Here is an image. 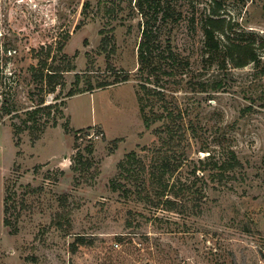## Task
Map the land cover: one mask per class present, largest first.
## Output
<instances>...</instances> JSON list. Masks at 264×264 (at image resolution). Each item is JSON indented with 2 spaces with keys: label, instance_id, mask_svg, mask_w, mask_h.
Here are the masks:
<instances>
[{
  "label": "rangeland",
  "instance_id": "rangeland-1",
  "mask_svg": "<svg viewBox=\"0 0 264 264\" xmlns=\"http://www.w3.org/2000/svg\"><path fill=\"white\" fill-rule=\"evenodd\" d=\"M221 1L239 31L264 38V0ZM211 2L0 0V112L10 109L0 119V196L10 221L0 264H264V73L253 63H206L200 17ZM153 15L156 52L172 48L190 63L186 73L152 76L187 131L175 150L162 149L176 165L169 187L146 199L139 189L148 169L126 155L149 164L162 145V121L146 127L138 100L139 44ZM43 59L73 65L54 92L33 79L30 66ZM105 80L114 83L99 87ZM42 97L63 104L40 114L46 124L37 131L36 123L34 135L21 119ZM231 149L242 166L219 176L215 161ZM79 234L86 242L73 246Z\"/></svg>",
  "mask_w": 264,
  "mask_h": 264
},
{
  "label": "trees",
  "instance_id": "trees-1",
  "mask_svg": "<svg viewBox=\"0 0 264 264\" xmlns=\"http://www.w3.org/2000/svg\"><path fill=\"white\" fill-rule=\"evenodd\" d=\"M216 4L212 2L210 6L206 7L201 14V26L204 33V53L203 56L206 63H212L218 60L222 63L223 67H227L228 64L232 66H246L253 63L257 68L261 67V71L264 73V63L262 58L263 55L260 53L259 49H264V38L260 42L257 41V34L253 31H239L236 28V22L232 21L231 18L226 16L224 11V5L221 0H215ZM88 2L85 7L88 6ZM139 6L144 8L142 3ZM86 9V8H85ZM170 15L169 9H166L163 13V18L166 19ZM157 20V15H153L151 19H147L144 22V28L142 30V40L139 44V73L145 78L140 83V89L138 90V100L140 105V111L142 113L144 124L146 127H150L155 120L162 121V127L159 129L162 133L159 135L161 138V147H158V151L149 164L140 159L135 151L129 152L127 156V162L131 164L141 163L143 169L147 170V182L142 185L139 189V194L142 198H152V192L150 189L160 190L165 193V190L169 187L170 177L173 175L176 165L173 164L171 154L168 150L164 152L163 146L169 145L171 150L176 149V145L179 144L177 138L187 131V126L181 124L177 117L182 115L181 110L168 105V91L166 86L161 85L159 79L154 81L152 76L162 77L168 76L172 77L177 72L186 73L187 65L189 61L182 59L178 53H176L172 48L166 51L156 52L157 45L155 44L157 35L155 34L154 24ZM103 44L107 49L110 46L111 41L104 37ZM113 51V46L109 49V53ZM50 51L48 52V56ZM109 61H111V55H107ZM68 66L71 68L56 69L52 67V63L48 59L41 60L38 65L32 64L30 70L34 81L38 82V86L41 90L54 92L60 84L58 77L64 70L73 69V65L67 62ZM205 64V61H203ZM130 75L123 74L122 80H128ZM118 81V80H117ZM114 81H100L98 83L99 87H105L113 84ZM154 83V84H152ZM199 88H207V83L205 81H197ZM221 84H219L220 86ZM93 86L90 84L86 89L80 91L92 90ZM78 91L71 90L68 95L72 96ZM45 103V98L42 97L36 106L29 108L25 112V117H22V123L24 128L30 129L35 135V125L40 123L38 121L40 114H51V108L56 104L61 105V103ZM10 109L3 107V113L9 112ZM3 113L0 112V119H2ZM62 113V112H61ZM55 124L57 121L54 122ZM70 123V122H69ZM44 123H40L37 126L38 130L44 129ZM70 124H66L67 130H73ZM22 128L16 127V135L20 133ZM83 127L75 129L76 134L83 132ZM183 132V133H182ZM38 133V132H37ZM36 133V134H37ZM37 137V135L35 136ZM80 137V135H78ZM89 151L92 152L93 145L89 144L86 146ZM211 153L207 155V158H211ZM124 161L121 165L124 166ZM242 166L238 154L235 150H229L227 155L224 156L223 161H215V168H218L216 174L222 176L225 171H229L231 175H236L237 168ZM148 167V168H147ZM130 171L129 168H127ZM197 171V170H196ZM194 171V172H196ZM126 191L130 189H125ZM150 190V192H149ZM158 192V191H156ZM171 201V200H170ZM7 206L5 205V215L4 223L6 226L9 225L10 221L7 218ZM86 242L83 235H76L75 241L72 243L73 246L76 244H84ZM74 250V249H73Z\"/></svg>",
  "mask_w": 264,
  "mask_h": 264
},
{
  "label": "crops",
  "instance_id": "crops-1",
  "mask_svg": "<svg viewBox=\"0 0 264 264\" xmlns=\"http://www.w3.org/2000/svg\"><path fill=\"white\" fill-rule=\"evenodd\" d=\"M89 126V125H88ZM73 128L75 129H78V128H82L84 126H81V127H74L72 126ZM4 195H5V192H4ZM5 197V196H4ZM0 250H1V237H2V233L5 232L7 226L5 225L4 223V215H5V200L0 196Z\"/></svg>",
  "mask_w": 264,
  "mask_h": 264
},
{
  "label": "built area",
  "instance_id": "built-area-1",
  "mask_svg": "<svg viewBox=\"0 0 264 264\" xmlns=\"http://www.w3.org/2000/svg\"><path fill=\"white\" fill-rule=\"evenodd\" d=\"M79 134H81V133H79ZM97 136V135H96Z\"/></svg>",
  "mask_w": 264,
  "mask_h": 264
}]
</instances>
